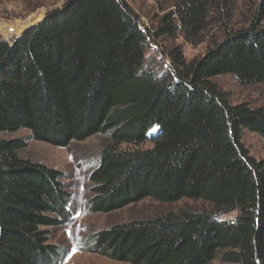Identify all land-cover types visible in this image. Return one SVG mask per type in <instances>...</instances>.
<instances>
[{
    "label": "trees",
    "instance_id": "1",
    "mask_svg": "<svg viewBox=\"0 0 264 264\" xmlns=\"http://www.w3.org/2000/svg\"><path fill=\"white\" fill-rule=\"evenodd\" d=\"M172 7L155 35L194 45L213 14L229 20L232 8L229 0H174ZM148 38L128 0H65L11 44L0 38V134L26 130L62 148L107 137L88 177L91 213L145 199L211 207L100 231L92 249L102 257L264 264V164L241 142L244 130L264 140V107L231 105L211 82L228 75L240 85L264 83V0L245 28L225 30L202 57L186 62L170 50L161 75L146 60ZM24 147L0 138V264H52L44 228L68 221L69 194L59 171L19 156Z\"/></svg>",
    "mask_w": 264,
    "mask_h": 264
},
{
    "label": "rangeland",
    "instance_id": "2",
    "mask_svg": "<svg viewBox=\"0 0 264 264\" xmlns=\"http://www.w3.org/2000/svg\"><path fill=\"white\" fill-rule=\"evenodd\" d=\"M64 1L0 0V38L11 44L28 30V27L18 34L8 36L4 32L5 27L16 28L26 23H28L26 26L36 25L48 12L60 8ZM229 1L232 6L229 20L225 19L224 14H213L207 22L203 42L194 45L185 42L180 35L173 38L155 35L160 19L173 9L174 0H128L139 27L149 37L145 57L147 61L153 60V71L159 75L163 69L169 71L170 60L166 53L174 48L182 53L186 62L202 57L212 43L222 39L225 30L245 28L252 18L255 5L260 0ZM211 82L228 95V102L231 105L247 103L254 108L264 107V83L240 85L228 75L212 78ZM155 131L150 134L155 135ZM0 138L22 140L25 147L18 153L21 158L57 170L62 175L61 182L64 190L69 194L66 206L69 219L66 223L44 228L47 231V245L54 252L52 264H125L111 261L95 253L92 249L94 236L116 224L145 220L168 212L211 211V207L200 200L181 199L174 203H158L145 199L111 213H91L87 203L91 196L88 177L97 165L102 148L109 143L107 137L94 135L82 142H71L65 148L37 142L26 130L2 133ZM241 142L250 157L264 164L262 138L244 130L241 134ZM148 147V143L141 146L143 149ZM233 215H224L222 218H232ZM209 264H222V262L217 257Z\"/></svg>",
    "mask_w": 264,
    "mask_h": 264
},
{
    "label": "bare ground",
    "instance_id": "3",
    "mask_svg": "<svg viewBox=\"0 0 264 264\" xmlns=\"http://www.w3.org/2000/svg\"><path fill=\"white\" fill-rule=\"evenodd\" d=\"M39 18V17H38ZM41 20V19H40ZM39 20V21H40ZM32 21V20H31ZM32 23V22H31ZM26 25H28V23H26L25 25H19L18 27H16V28H13V27H5L4 29V32H5V34L8 36L9 34H18V33H20V32H22L25 28H27V27H29V26H26Z\"/></svg>",
    "mask_w": 264,
    "mask_h": 264
},
{
    "label": "water",
    "instance_id": "4",
    "mask_svg": "<svg viewBox=\"0 0 264 264\" xmlns=\"http://www.w3.org/2000/svg\"><path fill=\"white\" fill-rule=\"evenodd\" d=\"M37 24V23H36ZM34 25H31V26H29L27 29H29V28H31V27H33Z\"/></svg>",
    "mask_w": 264,
    "mask_h": 264
}]
</instances>
